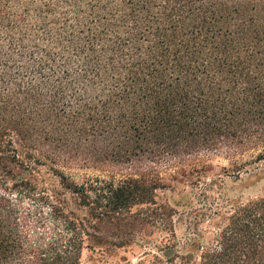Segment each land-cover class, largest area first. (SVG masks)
I'll return each mask as SVG.
<instances>
[{
    "label": "trees",
    "instance_id": "1",
    "mask_svg": "<svg viewBox=\"0 0 264 264\" xmlns=\"http://www.w3.org/2000/svg\"><path fill=\"white\" fill-rule=\"evenodd\" d=\"M217 150L264 161V0H0V264H264V196L184 242L158 202L155 166Z\"/></svg>",
    "mask_w": 264,
    "mask_h": 264
},
{
    "label": "rangeland",
    "instance_id": "2",
    "mask_svg": "<svg viewBox=\"0 0 264 264\" xmlns=\"http://www.w3.org/2000/svg\"><path fill=\"white\" fill-rule=\"evenodd\" d=\"M231 164V156L224 150H217L169 157L154 167L161 183V189L157 192L158 202H167L177 210L178 215L174 220L177 236L181 242H184L192 232L188 229L189 223L186 218L192 210L212 214L229 204L237 206L264 196V161L245 172H234ZM42 170L47 169L42 168ZM106 170H75L73 175L82 182L87 176L109 177L112 173L134 174L131 171ZM203 195L213 200L212 206L208 202L200 201V196ZM190 201L192 204L186 207L185 205ZM214 221L218 220L215 218L210 223L205 221L201 228L209 229ZM210 230L213 231L211 228ZM159 238L160 235L156 234L152 239ZM153 250V247L145 249L137 245L115 252L87 249L82 255L81 264H151L153 258L150 251Z\"/></svg>",
    "mask_w": 264,
    "mask_h": 264
}]
</instances>
